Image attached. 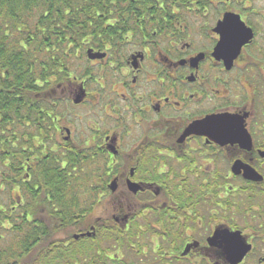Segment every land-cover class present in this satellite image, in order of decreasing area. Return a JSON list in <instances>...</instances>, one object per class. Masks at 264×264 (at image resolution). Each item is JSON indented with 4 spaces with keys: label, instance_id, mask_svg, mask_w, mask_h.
I'll return each mask as SVG.
<instances>
[{
    "label": "flooded vegetation",
    "instance_id": "obj_1",
    "mask_svg": "<svg viewBox=\"0 0 264 264\" xmlns=\"http://www.w3.org/2000/svg\"><path fill=\"white\" fill-rule=\"evenodd\" d=\"M187 1L107 18L126 39L83 42L48 91L54 118L13 189L35 258L264 264V0ZM71 154L97 160L95 178L46 182Z\"/></svg>",
    "mask_w": 264,
    "mask_h": 264
},
{
    "label": "trees",
    "instance_id": "obj_2",
    "mask_svg": "<svg viewBox=\"0 0 264 264\" xmlns=\"http://www.w3.org/2000/svg\"><path fill=\"white\" fill-rule=\"evenodd\" d=\"M180 1L186 0H0V264H50L47 257L35 258L37 224L20 220L13 190L21 182V162L32 159L35 135L54 118L48 91L91 53L83 42L126 39V30L117 37L103 27L107 18L126 25L132 8L170 7ZM186 6L207 4L197 0ZM50 163L49 168H59ZM97 164L71 154L65 164L71 175L58 178L55 171L51 178V172L46 182L81 183L80 175L86 174L91 182Z\"/></svg>",
    "mask_w": 264,
    "mask_h": 264
},
{
    "label": "water",
    "instance_id": "obj_3",
    "mask_svg": "<svg viewBox=\"0 0 264 264\" xmlns=\"http://www.w3.org/2000/svg\"><path fill=\"white\" fill-rule=\"evenodd\" d=\"M91 56H95V54H92ZM243 256V253H241V254H235V257H234V259H236V261H234V262H237V261H239L240 260V258Z\"/></svg>",
    "mask_w": 264,
    "mask_h": 264
}]
</instances>
